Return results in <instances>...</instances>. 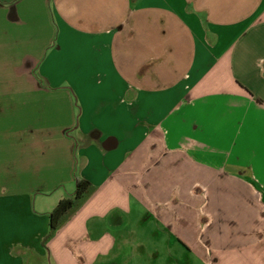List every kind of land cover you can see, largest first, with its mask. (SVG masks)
<instances>
[{"label":"crops","instance_id":"0c3cea01","mask_svg":"<svg viewBox=\"0 0 264 264\" xmlns=\"http://www.w3.org/2000/svg\"><path fill=\"white\" fill-rule=\"evenodd\" d=\"M43 262L264 264V0H0V264Z\"/></svg>","mask_w":264,"mask_h":264},{"label":"trees","instance_id":"16d2710c","mask_svg":"<svg viewBox=\"0 0 264 264\" xmlns=\"http://www.w3.org/2000/svg\"><path fill=\"white\" fill-rule=\"evenodd\" d=\"M95 190L96 186L89 180L75 177V190L72 197L59 200L48 214V232L44 243L55 236L56 232L80 210Z\"/></svg>","mask_w":264,"mask_h":264},{"label":"rangeland","instance_id":"374dc122","mask_svg":"<svg viewBox=\"0 0 264 264\" xmlns=\"http://www.w3.org/2000/svg\"><path fill=\"white\" fill-rule=\"evenodd\" d=\"M64 85H66V84H64ZM70 101H72V103H73L71 95H70V97H68L67 92L64 91V94H62V105H63L62 108H70L71 107ZM74 102H75V100H74ZM128 244L130 245V242H128ZM42 264H46V262H43Z\"/></svg>","mask_w":264,"mask_h":264}]
</instances>
